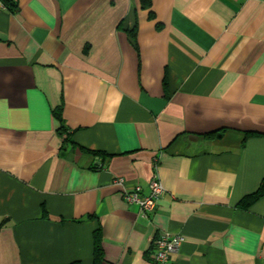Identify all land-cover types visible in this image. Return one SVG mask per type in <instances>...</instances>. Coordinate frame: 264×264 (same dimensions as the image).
Wrapping results in <instances>:
<instances>
[{"label":"crops","instance_id":"1","mask_svg":"<svg viewBox=\"0 0 264 264\" xmlns=\"http://www.w3.org/2000/svg\"><path fill=\"white\" fill-rule=\"evenodd\" d=\"M4 1L0 264H264V0Z\"/></svg>","mask_w":264,"mask_h":264},{"label":"built area","instance_id":"2","mask_svg":"<svg viewBox=\"0 0 264 264\" xmlns=\"http://www.w3.org/2000/svg\"><path fill=\"white\" fill-rule=\"evenodd\" d=\"M0 8H7L4 0H0ZM118 184L122 183V179L117 180ZM165 188L159 178L154 174L149 182L148 191L143 193L140 185H136L131 189L122 187L120 194L127 203H135L139 207L142 216H146L155 208L158 198L164 194ZM184 237L181 234L171 233L169 231H161L152 242V264H167L170 255L177 252L182 244Z\"/></svg>","mask_w":264,"mask_h":264},{"label":"trees","instance_id":"3","mask_svg":"<svg viewBox=\"0 0 264 264\" xmlns=\"http://www.w3.org/2000/svg\"><path fill=\"white\" fill-rule=\"evenodd\" d=\"M140 6L142 8H149L151 6L152 0H139ZM9 9L12 10V5L9 4V6H7ZM58 118H59V112H55L54 113ZM247 134H253V132H248ZM262 196H264V178H262L259 186L257 187V189L248 195H245L241 201L239 202V206L242 208H247L250 204H252L253 202H255L256 200H258L259 198H261ZM103 257V253H102V248L100 246V238H99V234L95 233L94 235V252H93V264H98L99 261L102 259Z\"/></svg>","mask_w":264,"mask_h":264}]
</instances>
